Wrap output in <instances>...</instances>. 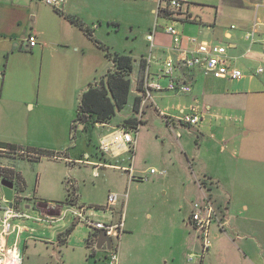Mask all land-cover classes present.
<instances>
[{"label": "crops", "instance_id": "obj_1", "mask_svg": "<svg viewBox=\"0 0 264 264\" xmlns=\"http://www.w3.org/2000/svg\"><path fill=\"white\" fill-rule=\"evenodd\" d=\"M101 1L104 2L68 0L60 13L39 0H0V143L59 155L61 159L55 164L60 166L71 165L68 161L76 166H91L95 178H99L100 168L124 167L121 165L123 156L129 154L102 153L101 140L110 132L101 137L99 144H94L96 149L91 138L81 137L88 134L91 127L113 131L117 126L112 123L95 124L87 129L77 125L74 130V125L78 124L81 96L104 76L99 74L94 36V39L88 37L71 20L78 21L94 34V28L99 30L94 26L95 21L103 22L95 16L94 9L95 3ZM149 1L153 3L156 22L149 29L147 41L150 42L148 37L153 34L154 41L150 43L156 54L151 59L143 57L140 64L132 57L134 72L139 64L140 73H133L131 77V82L133 77L136 79L134 86L132 83L131 109V102L142 96V84L147 76L150 82H159L166 87L169 80L161 76L166 60L181 59L201 42L227 47L233 65L245 76L231 81L206 76L199 69L182 70L177 76L192 84L191 94L152 91L144 117L153 111L164 120L165 115L179 119L192 107H199L202 113L199 127L179 123L171 127L166 123L172 130L177 126L189 127L192 136H196L197 150L186 153L195 177L197 196L194 202L210 197L225 227L221 230L217 224L212 226L210 235L214 242L204 253L202 240L190 222L193 206L182 207L179 217L159 202L153 213L141 218L142 223H128L125 217L119 264H264V71L258 73L259 68L264 69V61L259 34L253 42L246 38L256 19L264 23V0H186L180 18L158 16L157 1ZM259 4L262 6L258 7ZM161 20L178 27L182 36L179 48L165 29L156 37L155 27H159ZM259 32H264V25L259 27ZM30 33L36 34L39 41L32 49L26 42ZM166 37L171 38V42H165ZM143 120L147 122L145 118ZM139 135L140 132L134 153L139 146ZM40 139H48L51 144L38 143ZM108 156L119 165L106 163ZM136 174L141 175L137 171ZM127 178L132 182L129 176ZM23 180L24 195L32 197L25 200L24 208L34 218L42 217L43 223L50 222L44 225L47 229L55 226L57 243L65 249V255H69V264H105L99 258L89 256L86 243L92 230L84 245L73 244L75 228L63 222L68 216L73 218L69 213L70 199L66 201L67 211L51 201L40 203L38 200L42 199L38 195L44 200L51 196L41 193L40 188L37 192L35 189L29 192V183ZM86 188V185L78 186L79 204L98 209L90 211L96 221L119 220L123 213L115 209L102 210L106 205L96 203L95 196L87 193ZM32 210L34 213L30 212ZM74 221V225L79 224ZM33 222L38 223L34 220L15 222L21 227V233L13 232L6 239L7 246H16L19 253L18 246L23 237L34 233ZM70 228L74 230L68 237L61 236ZM223 239L226 240L225 247L220 242ZM222 252L226 254L224 263L218 256Z\"/></svg>", "mask_w": 264, "mask_h": 264}, {"label": "rangeland", "instance_id": "obj_2", "mask_svg": "<svg viewBox=\"0 0 264 264\" xmlns=\"http://www.w3.org/2000/svg\"><path fill=\"white\" fill-rule=\"evenodd\" d=\"M152 8L153 3L149 0H104V2L95 3V16L103 22L101 24L99 21H95L94 26H98L99 30L94 28V40L103 44L112 53L128 55L138 59L139 64L143 57L147 59L153 58L156 50L147 41L149 29L156 22V16L152 13ZM174 17L180 18L181 16L175 15ZM115 23H119V25H115ZM166 23V20L159 21V27H155L156 37H158V32L160 33L171 25ZM165 42H171V38L166 37ZM94 53L99 74L105 76L109 71L108 68H112L113 64L106 56L105 51L99 48L97 44ZM139 64L136 65L135 72L133 71L134 74L140 73ZM132 83L133 86L136 83L134 77L132 78ZM132 112L131 106H128L121 116L109 123H112L113 126H119L130 118L129 116L133 114ZM144 118L147 122L140 128L139 146L134 155L129 153L123 156L124 163L121 165L126 166L130 161L129 159L133 157L135 170L141 173L140 176L146 177L147 175L149 177L148 180L130 182L125 172L113 168L106 170L100 168V176L95 178L92 174L93 168L91 166H76L75 163L69 166H60L55 164L56 160L53 158L46 157L33 161L28 159V149L26 148H22L23 157V154L11 157L7 153L0 151V175L3 177L4 174L10 173L7 166H13L14 171L20 176L22 175L21 177L29 183V192L33 189L37 192L40 188L41 193L46 192L45 195L51 196L49 197L51 199L44 200V197H40L42 195L37 194L38 198L42 199L38 200L40 203L51 201L56 206L64 207L65 211L70 209H68L69 205L66 204V201L70 199L67 181L72 178L76 180L78 186L86 185V192H91L95 196L96 203L103 206L107 205L109 194L118 195L119 200L113 209L123 213L127 217L128 223H142L141 218L153 213L154 206L159 202L164 203L163 205L168 206L169 210L171 209L173 213L175 211L180 217L182 215V207L191 208L197 196L194 187L195 177L186 157V153L191 150L193 152L197 150L196 136H192L189 127L177 126L172 130L164 118L153 111H149ZM77 125L79 124L74 126V130L78 128ZM89 126L91 125L87 124L85 129ZM88 130V134L81 135V137L83 136L85 140L91 138L94 149L97 147L94 144H99L101 137L108 134V132H113L112 129H96L95 127H91ZM37 142L45 145L51 144L48 139H40ZM2 153L4 154L2 155ZM107 158L109 160L106 163L114 166L119 165L117 160H113L109 156ZM2 166L6 167L2 168ZM76 167H81L82 169ZM72 169H76L75 172ZM152 170L157 173L151 174ZM202 185L206 189L205 184ZM189 189H191L190 193ZM3 195L5 196L3 189L0 188V202ZM32 196L34 195L32 194ZM30 212L34 213L33 210ZM147 220L146 222L149 224L150 222ZM63 222L68 224V227L74 226L75 228L73 244L80 242V244L84 245L85 238L91 228L83 223L74 225L75 221L71 216H68L67 220ZM46 224H50V222H33L34 233L26 234L23 237L24 240L18 246L20 250L18 259H20L21 264H64L63 262L69 264L71 260L68 258L69 255L66 256L65 249L57 243L55 226L47 229L44 226ZM12 236L16 238V235L13 234ZM210 242L212 246L214 240H212L211 235ZM220 242L224 245L223 247L226 246L225 239ZM218 256L220 257V262L224 263L226 254L224 255V252H222ZM0 264H5V261H0Z\"/></svg>", "mask_w": 264, "mask_h": 264}, {"label": "built area", "instance_id": "obj_3", "mask_svg": "<svg viewBox=\"0 0 264 264\" xmlns=\"http://www.w3.org/2000/svg\"><path fill=\"white\" fill-rule=\"evenodd\" d=\"M43 4L51 7L55 11L63 12L68 0H39ZM143 1V0H134ZM157 1V15H165L172 17L179 15L183 12L184 7L187 5L186 0H156ZM262 6L259 4L258 7ZM264 23L256 19L246 33V38L253 42L259 34V41L263 53L264 61V32H259V27ZM165 32L172 37L174 45L179 48L182 43V36L175 24H171L165 28ZM148 40L153 43L154 36L151 34ZM26 42L30 49L39 45L38 37L34 33H30ZM195 42V40L193 41ZM199 69L206 76H212L216 79H226L231 81L241 80L244 78V73L233 65L232 59L228 56L227 47L221 45H215L212 43L201 42L197 45V48L186 52L185 56L179 60L168 58L164 64V69L161 72V76L169 80L166 87H163L159 82H150L147 76L142 84V96L136 118L138 121L144 119L145 110L152 99V91H171L181 94H191L193 91L192 84L185 78L177 76L179 71H191ZM264 69L261 67L258 69V73H262ZM166 122L173 127L176 123L186 125L189 127H199L202 122V113L198 106L192 107L188 113L183 114L179 119L167 117L165 115ZM83 126V125H82ZM141 126L131 130L123 125H119L113 132L102 138L100 144V150L104 155L112 154L115 156H121L128 152L134 155V149L137 141L138 134ZM5 153L15 154L10 150L0 149ZM17 154H23L18 152ZM24 155V154H23ZM36 155L29 153L28 158H34ZM54 160H60L61 157L56 155ZM73 164L71 161H68ZM79 164L82 161H78ZM3 168V167H2ZM119 170L125 172L131 181L135 180H148V176H137L133 157L130 158V162L127 166L117 167ZM6 169V168H5ZM8 172L1 177L0 175V188H2L1 182L7 180L13 183V198L8 201L5 196H2L0 202V254L5 264H20L18 259L17 247H8L6 239L11 236L13 232L21 233V227L16 225L17 221H31L43 222L42 217L34 218L25 208V200L27 197L23 193L24 184L18 180L19 174L14 169L8 168ZM155 170L151 171V174H156ZM97 175V174H96ZM69 196L71 202V208L69 213L78 223H83L90 227L93 231L87 239V248L90 251V258H99L100 261H104L105 264H119V251L121 240L125 234V215L121 214L119 220L116 222H99L93 217L90 211H98V209L90 208L79 204L78 185L76 180L69 178ZM119 200L118 195L111 193L108 196L107 205L104 211H112L113 207ZM193 211L191 215V225L193 229L198 233L203 243L204 253L208 252L211 248L210 231L214 224H217L221 230H224L225 223L220 217L218 210L216 209L213 201L210 197H206L203 201H197L193 203ZM104 232L110 240V248L107 244L102 249H98V241L100 234ZM6 259V260H5ZM0 260V261H2ZM191 260V259H190Z\"/></svg>", "mask_w": 264, "mask_h": 264}, {"label": "trees", "instance_id": "obj_4", "mask_svg": "<svg viewBox=\"0 0 264 264\" xmlns=\"http://www.w3.org/2000/svg\"><path fill=\"white\" fill-rule=\"evenodd\" d=\"M71 21L74 24L78 25L88 37L94 39L93 34L90 30L84 28V26L78 21H75L73 19ZM95 42L99 46V48L105 51L106 56L112 62L113 67L104 77H102L97 83H95V85H92L85 93H83L80 98L76 122H78L79 125L85 126V128L87 124L94 126L95 124H107L109 122H112L130 105L132 94L131 75L134 71L133 58L128 55L112 53L103 44H100L97 41ZM141 100V97H136L133 100V115L131 118L124 121V123L121 125L133 130L139 125L142 126L145 123L144 120L138 121V119L136 118ZM0 149L10 150L14 152L15 154L7 153L8 156L11 157L18 155L17 153L22 151V149L1 143ZM27 153L36 155L34 158H28L33 161L39 160L42 157L52 159L54 156H56V154L43 150L28 151ZM18 180L22 182V184H24L25 189V182L23 178L21 176H18ZM73 230L74 228H70L61 236L68 237Z\"/></svg>", "mask_w": 264, "mask_h": 264}, {"label": "water", "instance_id": "obj_5", "mask_svg": "<svg viewBox=\"0 0 264 264\" xmlns=\"http://www.w3.org/2000/svg\"><path fill=\"white\" fill-rule=\"evenodd\" d=\"M193 131H197V130L193 129ZM1 185L3 188V192L5 194V198L8 201H11L13 198V188H14L13 183L8 182V181H2ZM105 244H107V247L110 248V240L108 239L107 235L104 232H102L100 234L99 241H98V249H102Z\"/></svg>", "mask_w": 264, "mask_h": 264}]
</instances>
